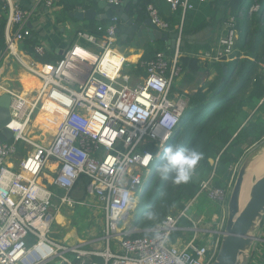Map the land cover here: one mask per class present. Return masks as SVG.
Segmentation results:
<instances>
[{"label":"built area","instance_id":"1","mask_svg":"<svg viewBox=\"0 0 264 264\" xmlns=\"http://www.w3.org/2000/svg\"><path fill=\"white\" fill-rule=\"evenodd\" d=\"M107 1L116 6L123 2ZM167 1L173 10L180 4L185 9L192 7L188 1ZM7 2L6 46L0 62L14 59L41 84L30 97L10 87L1 88L11 95V120L6 127L13 138L0 143V264H213L221 244L220 232H216L218 238L208 242L200 241L197 234L181 245L172 242L174 231L188 229L181 226V220L192 221L188 212L191 202L168 214L149 230L151 235L135 236L142 230L130 220L135 199L148 188L156 160L174 137L187 109V98L174 92L175 82L182 75V29L174 56L156 52L141 63L146 72L142 81L131 84L123 73L127 57L115 50L121 41L116 32L119 15L105 27H98L101 34L78 30L76 41L61 58L42 62L24 51L22 43L33 34L28 23L33 24L41 15L42 6L54 8L55 1L36 0L30 7L14 0ZM259 8L255 5L251 12ZM146 13L158 29L170 30V23L155 4H148ZM236 22L234 15L228 18L224 34L201 53L206 60L215 63L233 59ZM35 51L41 56L46 54L41 43L36 44ZM259 64L264 69V56ZM44 103L55 108L51 122L59 121V126L30 136L37 110ZM52 130L55 134L51 137ZM19 144L32 145L33 150L16 164ZM52 162L56 168L47 172ZM212 163L214 170L201 181L194 201L205 196L218 204L223 213L219 229H223L232 181L226 187L215 185L219 156ZM240 166L232 167L234 174ZM82 176L87 179V195L98 200L104 213L100 239L104 248L94 239L69 243L56 238L53 231L57 194L51 186L65 191L58 212L64 205H86L85 200L76 201L70 194Z\"/></svg>","mask_w":264,"mask_h":264},{"label":"trees","instance_id":"2","mask_svg":"<svg viewBox=\"0 0 264 264\" xmlns=\"http://www.w3.org/2000/svg\"><path fill=\"white\" fill-rule=\"evenodd\" d=\"M180 1L184 2L185 0ZM89 2L92 5H97L98 0H89ZM57 3L64 5L63 12L66 15L73 12L74 6L80 3V0H58ZM81 3L83 2L81 1ZM150 3L155 4L156 1L131 0L130 14L135 15L136 13L143 18L146 14L147 5ZM188 3H192L194 8L188 7L184 11L183 5L180 4L175 10L176 16L173 15L169 18L164 17L157 6L162 17L170 23V30L166 32L176 33L181 28L182 36L186 39L185 45L180 47L179 64L182 67V74L189 68L191 70L196 69L197 59L189 54L191 50L197 53L200 48L209 46L203 51L211 48L210 45L192 44L189 36L208 26H214L218 23L221 25L224 23L225 25L231 15L236 17L238 30V37L232 54L233 59L225 61L229 71L226 77H224L221 62H215L218 72L216 80L206 91L200 88L189 96L186 112L174 133V137L167 145V147L177 145L196 148L203 153V158L196 165L187 183L176 184L172 181L171 176L168 179H163L158 173V167L162 163L164 154L162 152L156 160L155 172L148 188L139 196L140 206L135 212L133 224L142 231L136 233L135 236L151 235L150 229L160 224L168 214H174L186 208L190 202L192 204L188 208V212L189 214L193 213L196 210L197 200H199L197 198L194 201L200 183L208 178L214 170L211 159L219 156V163L214 177L215 185L226 187L233 180L232 167L240 164L248 150L263 142L264 139V71L261 70L259 64L264 56V0H212L211 8L209 7L210 9L205 14H196L197 8L194 6V0H189ZM255 5L260 6L259 10L251 12L252 7ZM221 6L229 12V16L218 14ZM87 7H90V5ZM7 17L8 2L7 0H0V54L6 46L5 27ZM119 18L121 19L120 15ZM109 23V19L98 22L88 20L82 30L101 34L102 32L98 31V27H105ZM35 35L24 40L22 43L24 51L34 59L42 62H50L62 57L59 54L39 55L35 51V46L38 44ZM158 51H163L170 57L175 54V48L167 45L163 40H157L156 45L147 44L145 46V52L138 64H129L128 67L137 72L138 70H144L141 63L148 61ZM131 70L128 72L131 73ZM222 78H224L223 81ZM261 100H263V103L259 106V111L256 113L254 120H249L242 126L243 121L249 116L247 109L257 108ZM54 109L48 103L39 106L36 119L31 126L33 131L41 133L44 127L49 129L57 125L59 121L51 122V113L55 111ZM59 117L60 119L63 117L62 112L59 113ZM22 147L23 144L19 146L20 153L24 151ZM155 178L156 184L154 183ZM86 184L87 179L82 176L71 190V196L76 197L75 195L81 193L79 200L85 199L87 196ZM51 187L56 191L58 198L65 194L63 189L53 185ZM149 212L153 213L151 219L147 216ZM263 222L261 223L262 226ZM180 224L182 227H194L192 221L187 218H183ZM187 233L194 235L189 231L185 233L184 230H176L172 234V240L176 241L179 237L184 238ZM257 250L259 251L258 246L252 251L248 264H255V261L258 260ZM95 259L100 260L101 258L96 257Z\"/></svg>","mask_w":264,"mask_h":264},{"label":"crops","instance_id":"3","mask_svg":"<svg viewBox=\"0 0 264 264\" xmlns=\"http://www.w3.org/2000/svg\"><path fill=\"white\" fill-rule=\"evenodd\" d=\"M14 1L21 3L23 6L30 7V6L35 4L36 0H14ZM54 1L56 4V6L54 8L49 9V8H46L45 6L41 7V9H40L41 15L36 17L33 21V27H32L33 34L32 35L36 34L35 38L38 40V43H41L42 45H44V47L46 49V54L62 55L63 52L65 51V49L67 47H69L74 41H76L77 31L82 30V27L88 21V19H84V20L78 19L72 14L74 12L79 11V10L85 11L89 8H94L98 14H104L105 10L100 8L98 3H97V5H92L89 2V0H80V3H77L74 6L75 9L73 10V12L65 15L63 12V6L64 5L57 3L58 0H54ZM81 1L84 4L81 3ZM155 1H156L155 5L159 7V9L161 10L162 15L164 17L169 18V17H172L173 15L176 16L175 10L172 9L171 4L167 0H155ZM185 1L189 2V0H185ZM194 1H195L194 6L197 8L196 14H202V13L205 14L207 12V10H209L211 8L210 6H211L212 0H194ZM189 4L192 5V3H189ZM89 5H90V7H87ZM183 7H184V5H183ZM192 8H194L193 5H192L191 9ZM224 9L225 8L223 6H221L219 8L218 14L221 16H224V15L229 16V12L225 11ZM184 11H185V7H184ZM133 16L136 17L137 20L140 22L144 21L148 17L147 13L145 14V16L143 18L140 17L136 13ZM207 18H209V17H207ZM96 21L98 22V20H96ZM210 27H211V32H212V34L210 36H206L205 39H202V38H196L193 40L190 39V42L194 45L197 44V45H201V46H204V45L213 46L214 44H216L219 37L221 35H223L225 32V25H224V23H223V25L218 23L217 25L210 26ZM120 40L121 41L119 42V44L123 45V47L117 46L115 48V50L117 52L123 53L127 57L128 65L129 64H138L140 59L142 58L144 52H145V46L141 49L135 48V47H128L127 45L124 44L121 36H120ZM201 41H205V43H202ZM148 44L156 45L157 40L154 42H150ZM206 48H209V46H207L205 48L204 47L200 48L197 53L194 50L190 51L191 53H189V54L193 55L192 57H195L197 59L196 69L191 70L189 68L188 70H185L184 73L182 74V76L180 78H178L175 82L174 92L176 94L185 96L187 98V100L189 99L190 95L197 92L200 88H203L206 91L210 87V85L216 80V78L218 76V72H217L215 63L210 61V60H206L201 55L203 50ZM128 65L124 68L123 73L126 74L127 76H129V82L131 84H136V83L141 82L143 79V76L146 74L145 71L144 70H138V72H137L135 70H131L132 68H129ZM225 65H226V63H225ZM21 68L22 67L20 66V64L12 58L11 59H4L3 61L0 62V94L5 93L3 90H1L2 87H10V88L14 89L13 84L17 81H19L23 85V87H24V84H25V86L27 85V86L32 87L29 90H34L37 88V86H38L37 80H36L37 78L35 76H33L32 74H30L26 69H23V68L21 69ZM260 68H261V66H260ZM129 70H131L132 72L131 73L128 72ZM261 70L264 71V69H262V68H261ZM28 80L30 81L31 84L28 83ZM262 103H263V100H261L258 103L257 108H255V109H249L248 108L247 109L249 116L247 117L246 120L243 121L242 126H244L245 123H247L249 120L250 121L254 120L256 113L259 111L258 110L259 106H261ZM44 129L46 131V128H44ZM253 147H251L249 150H251ZM249 150H248V152H249ZM19 157L20 156L18 155V158L17 157L14 158V163L17 164L19 162V160L22 158V157H20V159H19ZM213 160L214 159H211V163L213 162ZM48 167L49 168L46 171L51 172L52 170H54L56 168V164L52 162V164L49 165ZM46 182L49 183V181H47V180H46ZM79 194L80 193H78V195ZM79 198L80 197H78V199L74 198V200H76V201L84 200V199L79 200ZM203 198H205V196L199 197V200H197V201H200ZM56 200L58 201V203H60V198L57 197ZM76 205H78V204H75L74 206H76ZM199 210H201V209H199ZM200 213H202V214L199 216L195 212L190 214L191 218L193 217L192 215H195L196 217H198V219H200L197 222L196 220H194V218H192L193 226L200 227L202 229V232L203 231H206V232L212 231L213 233L214 232L216 233V231H214V228H209L208 226L200 225L203 221L201 219H205V218H203V216L207 217V215H205L206 214L205 212H200ZM56 215H57V220L54 223V225H56L57 227L61 228L64 231V229H66V225H67V223H66L67 218L64 217L62 214H60L62 216V218H60L58 211L56 212ZM218 217H220V215H217L214 219H218ZM222 217H223V215L221 216V219H222ZM263 227H264V225H263ZM185 228H188V229L184 230L185 233H186V231H189V232L194 233V235L198 234V232H196L194 229H192V227H185ZM75 230H74V228H72L70 230V233L65 236L66 240H64V241H68L70 238H72ZM262 230L264 233V229H262ZM199 231H201V230H199ZM55 237H56V235H55ZM56 238L59 239V237H56ZM100 239H101V237H99V238L97 237V238H94V241L97 240L96 242L98 243ZM90 240H93V239H88V240L79 239V240H76L75 242H70V241H68V242L69 243H82V242H89ZM172 242L181 245V244H184L185 241L182 239V237H179L176 241H172Z\"/></svg>","mask_w":264,"mask_h":264},{"label":"water","instance_id":"4","mask_svg":"<svg viewBox=\"0 0 264 264\" xmlns=\"http://www.w3.org/2000/svg\"><path fill=\"white\" fill-rule=\"evenodd\" d=\"M130 1L123 2L116 6L107 0H98L100 8L105 10L104 14H98L94 8L79 10L74 12L78 19L104 20L112 19L116 15L121 16V22L116 28V32L121 36L123 42L128 47L143 48L150 42L163 40L172 48L176 47L180 35L168 33L158 29L151 21L146 18L140 22L136 17L130 14ZM33 27L32 22L28 23ZM212 34L211 27L192 34L189 39L202 38ZM205 43V41H201ZM186 39L181 38V46L185 45ZM224 77L228 74V67L222 61ZM224 78H222L223 81ZM11 95L9 93L0 94V143L9 141L13 138V132L6 126L11 120ZM251 164L250 156L242 162L237 173L236 180L232 186L230 198L228 201V216L223 229L214 231L222 234L221 245L213 264H248L249 251H253L257 241H264V236L259 233V227L264 219V174L262 176L253 175L252 185L249 190V198L242 206L241 197L246 176L248 175ZM122 222L120 223V226ZM196 230H202L194 226ZM243 255L242 258L240 256Z\"/></svg>","mask_w":264,"mask_h":264},{"label":"rangeland","instance_id":"5","mask_svg":"<svg viewBox=\"0 0 264 264\" xmlns=\"http://www.w3.org/2000/svg\"><path fill=\"white\" fill-rule=\"evenodd\" d=\"M118 47H123V45L118 44ZM13 87H14V92L16 91V93L20 94V95H23L25 93L24 88H28V89L32 88V87L27 86V85L25 86V84L23 87V85L19 81L15 82L13 84ZM33 94L34 93H31V95H29V97L32 96ZM262 115H263V113H262ZM58 126L59 125L57 124L56 126L50 128V129L57 130ZM49 132H50L49 134H51V137L55 134V133H53V130L49 131ZM29 133H30V136H37L39 134L38 132L33 131L32 128L29 131ZM256 145L251 150H249V152H247L245 157H244V159H245L246 157L250 156V159H251V164H250L248 175L246 177V181H245V185H244L245 187H248L249 190H250V187L252 185L253 175L262 176L264 174V172H261V171H258L256 173L255 170L252 168L261 160L262 155H263L262 160L264 159V140L260 144H256ZM22 149L24 151H21L19 156L25 157L28 151L33 150V146L28 145V144H23ZM20 157H19V159H20ZM17 158H18V156H17ZM244 159H243V161H244ZM242 162L239 165H241ZM238 171L235 172V174H233V180L234 181L232 180V186L234 185ZM43 181L46 182L45 179H43ZM155 182H156V178L154 179V183ZM245 187H244V189H245ZM81 195L82 194L80 193L79 195L77 194L75 196L76 197L78 196L81 198ZM243 196H244V193H243ZM76 197H74V198H76ZM205 198L198 201L197 206L195 207L196 210H194L193 212H195L198 216L202 214L200 212H202V211L205 212L206 213L205 215H207V217L202 215L203 218H205V219H201L203 221L200 225L208 226L209 228H214V230H216V229L220 228L219 226L222 222L221 216L223 215V213L221 212V207L218 204L212 203L211 201H209L208 199H205ZM248 198H249V195H248ZM84 200L86 202V205H79L78 204V205L73 206V207L68 206V205H64V206H62V208L59 209V211H60V212H58L59 215L62 214L64 217L67 218V220H66L67 225H66V229H64V231L61 228L57 227L56 225L53 226V231H54V234L56 235V237H59V239H61V240H66L65 236L70 233V230L72 228H74V230L75 229L76 230L73 233V237L68 240L70 242H75L76 240H79V239L88 240V239H94L97 237L98 238L101 237L100 235H102V233H103V228H104V224H105L103 210H102L100 204L98 203V200L95 197L87 195ZM58 206H59V203L55 199L54 200V207H53V211L55 213L58 211L57 210ZM139 206H140V197H137L135 199L134 207L130 211V220L132 223H133V220L135 217V212L138 210ZM199 209H201V210H199ZM217 215H220V217H218V219H214ZM192 216H193L192 218H194V220H196L197 222L200 220L195 215H192ZM60 218H62L61 215H60ZM262 222H263V220H262ZM263 225H264V222H263ZM262 229H264V227L262 226V224H260L259 233H261L264 236ZM217 236H218L217 233H215V232L213 233L212 231H210V232L209 231L208 232L198 231V234H197V238L202 242H208L212 238L216 239V238H218ZM192 237H193L192 234L187 233L186 236H184V238H182V239L184 241H186V240H190V238H192ZM220 238L222 240V236ZM98 246H101L102 248H104V242L102 240H100L98 242ZM257 246L259 247V251L257 250V253H256L258 260L255 261V264H264V241H257L254 245V248H256ZM252 253H253L252 251H249V253H248L249 254V261H250ZM49 264H59V262H51Z\"/></svg>","mask_w":264,"mask_h":264},{"label":"clouds","instance_id":"6","mask_svg":"<svg viewBox=\"0 0 264 264\" xmlns=\"http://www.w3.org/2000/svg\"><path fill=\"white\" fill-rule=\"evenodd\" d=\"M202 158L203 153L196 148L170 145L164 149L163 159L158 167V173L163 179H168L171 176L172 181L176 184L187 183L196 165ZM148 159L150 160L151 157ZM147 216L151 219L153 213L149 212Z\"/></svg>","mask_w":264,"mask_h":264},{"label":"bare ground","instance_id":"7","mask_svg":"<svg viewBox=\"0 0 264 264\" xmlns=\"http://www.w3.org/2000/svg\"><path fill=\"white\" fill-rule=\"evenodd\" d=\"M37 80V84H38V88L40 87V84H41V82H40V80L37 78L36 79ZM28 83L29 84H31L30 83V81L28 80ZM38 88H36V89H34V90H29L28 88H25V90H24V92L26 93V94H28V95H31V93H34L35 94V92H37L38 90ZM2 89H4V88H2ZM34 91V92H33ZM37 95V94H36ZM27 96V95H26ZM263 156V155H262ZM262 156H261V160L255 165V166H251L254 170H255V172L257 173L258 171H261V172H264V159L262 160ZM255 173V174H256ZM247 177V176H246ZM245 181H246V179H245ZM244 185H245V183H244ZM244 187L245 186H243V191H242V196H243V193H244V196L243 197H241V203H242V206L245 204V202H246V200L248 199V195H249V189H248V187H245V189H244ZM245 191V192H244ZM59 216V215H58ZM243 257V255H241L240 256V258H242Z\"/></svg>","mask_w":264,"mask_h":264}]
</instances>
